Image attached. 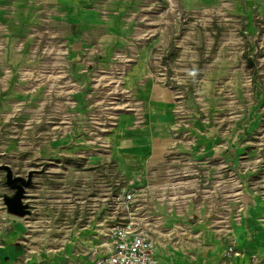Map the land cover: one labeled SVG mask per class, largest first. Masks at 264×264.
Segmentation results:
<instances>
[{"label": "rangeland", "instance_id": "rangeland-1", "mask_svg": "<svg viewBox=\"0 0 264 264\" xmlns=\"http://www.w3.org/2000/svg\"><path fill=\"white\" fill-rule=\"evenodd\" d=\"M214 12L0 0V165L40 170L29 215L0 206V264L9 245L45 250L46 264L84 260L130 189L161 263H264V14ZM148 85L171 96L169 143L154 152L142 147L161 139L148 133ZM116 140L141 158L122 164ZM4 181L0 169V198L13 192Z\"/></svg>", "mask_w": 264, "mask_h": 264}, {"label": "built area", "instance_id": "built-area-1", "mask_svg": "<svg viewBox=\"0 0 264 264\" xmlns=\"http://www.w3.org/2000/svg\"><path fill=\"white\" fill-rule=\"evenodd\" d=\"M141 190L147 192L148 185L144 184ZM132 200V189L120 194L122 214H109L103 219L106 221L101 234L103 241L92 246L84 260L79 259L75 264H161L157 257V250L164 249L161 240L152 234L148 225H139ZM0 206H4L2 198ZM111 208V211H117Z\"/></svg>", "mask_w": 264, "mask_h": 264}, {"label": "crops", "instance_id": "crops-1", "mask_svg": "<svg viewBox=\"0 0 264 264\" xmlns=\"http://www.w3.org/2000/svg\"><path fill=\"white\" fill-rule=\"evenodd\" d=\"M180 5L188 10H205L212 9L216 15L230 12L232 15L244 14L245 10L250 7H255L258 12L264 14V0H179ZM222 11V12H221ZM219 13V14H218ZM250 20V19H249ZM138 71L142 70V66H138ZM143 100L147 107V118L149 121L148 133L150 135L159 133L161 139L152 138L150 140H143L142 147L150 149V152H154L164 148L168 145V139H163L162 134L167 129L166 122L168 121V112L171 106L170 93L160 87L146 86ZM116 150H114L116 158H118L122 164L123 159L127 161L135 160L139 157L138 152L135 151V147H129V150H120V143L116 140ZM141 157H139L140 159ZM19 240H16L18 243ZM19 245V244H18ZM6 247L4 253H2L1 259L7 264H26L23 261L30 262V264H46V253L44 251H38L36 254L21 253V250L16 249L14 245ZM163 250V249H162ZM160 249L157 250V257L161 262ZM163 264V263H161ZM264 264V263H262Z\"/></svg>", "mask_w": 264, "mask_h": 264}, {"label": "water", "instance_id": "water-1", "mask_svg": "<svg viewBox=\"0 0 264 264\" xmlns=\"http://www.w3.org/2000/svg\"><path fill=\"white\" fill-rule=\"evenodd\" d=\"M0 169L5 173V184L13 190L11 195H2V203L5 210L15 216L30 214L29 204L24 201L25 188L32 183L33 175L40 170L29 169L26 176L14 175L8 164H1Z\"/></svg>", "mask_w": 264, "mask_h": 264}]
</instances>
